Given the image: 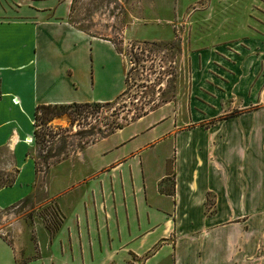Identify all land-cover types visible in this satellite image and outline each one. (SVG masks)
<instances>
[{
  "label": "crops",
  "instance_id": "crops-1",
  "mask_svg": "<svg viewBox=\"0 0 264 264\" xmlns=\"http://www.w3.org/2000/svg\"><path fill=\"white\" fill-rule=\"evenodd\" d=\"M70 11L71 0L0 5V173L14 175L0 186V209L39 187L28 143L38 105L110 103L126 88L122 54L70 23ZM259 26L264 4L234 30H189L198 46L186 100L163 103L45 170L44 196L56 199L62 220L55 229L33 223L25 244L1 229L0 264H264V107L221 115L257 101L247 66L256 53L239 47L242 59L228 72L199 66V54L207 59L233 38L264 53ZM98 48L123 60L121 86L97 71ZM212 70L230 76L238 94L229 83L217 89Z\"/></svg>",
  "mask_w": 264,
  "mask_h": 264
},
{
  "label": "rangeland",
  "instance_id": "rangeland-1",
  "mask_svg": "<svg viewBox=\"0 0 264 264\" xmlns=\"http://www.w3.org/2000/svg\"><path fill=\"white\" fill-rule=\"evenodd\" d=\"M10 1L0 0V5ZM255 4H264V0H71L70 23L94 36L114 41L121 52L128 76L126 93L107 104L71 105L49 120L43 112L39 113L34 119L33 156L40 184L33 198L0 209V230L4 228L7 233L4 238L10 241L8 236L17 234L21 242L28 243L30 225L42 227L44 224L41 219L44 212L50 203H56L55 198L44 196L41 179L45 170L73 155L78 148L114 131L117 124L128 123L137 109H155L166 102L186 100L192 78L190 54L198 46L190 39L189 30L201 33L217 27L221 31L234 30L236 24L251 16ZM263 29V26L257 27V31ZM233 39L228 43L219 42L207 59L199 54V66L218 67L228 72V68L242 59L243 53L237 50L243 48L248 53H256L251 59L247 58V66L256 71L251 88L252 91L257 89L258 103L224 108L221 115L264 107L263 50L260 51V47L253 50L247 42ZM203 47L202 51L208 49ZM98 50L95 54L97 71L104 78L111 75L114 84L121 86L123 60L104 48ZM210 73L219 80H215L220 84L215 86L217 89L225 92L223 87L229 83L238 94L239 85L231 83L227 79L230 76L213 70ZM209 77L200 76L207 81ZM246 82L241 81L243 100ZM249 94L250 90L246 95L249 97ZM13 176V173H0V186L10 185Z\"/></svg>",
  "mask_w": 264,
  "mask_h": 264
},
{
  "label": "trees",
  "instance_id": "trees-1",
  "mask_svg": "<svg viewBox=\"0 0 264 264\" xmlns=\"http://www.w3.org/2000/svg\"><path fill=\"white\" fill-rule=\"evenodd\" d=\"M110 40V39H109ZM112 41V40H111ZM113 43H114V41H112ZM114 46H115V43H114ZM115 48H116V50L119 52V53H121L118 49H117V47L115 46ZM127 82H128V76L126 75L125 76V83H126V86H127ZM126 93V88H125V90L118 96V98L120 97V96H122L123 94H125ZM111 103V102H110ZM99 104H107V103H83V104H70V105H38L37 107H36V110H35V118H38V115H39V113L40 112H43L45 115H46V120H49V119H51L53 116H55V115H60V114H62V113H64L65 112V110L69 107V106H71V105H77V106H89V105H93V106H97V105H99ZM150 110H153V109H148V110H145V109H137V110H135V112H133V116H130L129 117V121H133V120H135V119H137V118H139V117H141V116H143V115H145L148 111H150ZM50 114V117L48 116ZM127 120V119H126ZM128 121V122H129ZM123 127V124L122 123H120V124H117L116 125V127H115V130L116 129H118V128H122ZM35 132V131H34ZM111 132H113V131H111ZM110 132V133H111ZM108 134V133H107ZM106 135V134H105ZM105 135H103V136H105ZM102 136V137H103Z\"/></svg>",
  "mask_w": 264,
  "mask_h": 264
},
{
  "label": "built area",
  "instance_id": "built-area-1",
  "mask_svg": "<svg viewBox=\"0 0 264 264\" xmlns=\"http://www.w3.org/2000/svg\"><path fill=\"white\" fill-rule=\"evenodd\" d=\"M32 142L33 140L30 139L29 143ZM41 219L46 226L52 229L57 228L62 220V215L54 202L49 204Z\"/></svg>",
  "mask_w": 264,
  "mask_h": 264
},
{
  "label": "bare ground",
  "instance_id": "bare-ground-1",
  "mask_svg": "<svg viewBox=\"0 0 264 264\" xmlns=\"http://www.w3.org/2000/svg\"><path fill=\"white\" fill-rule=\"evenodd\" d=\"M29 143V142H28Z\"/></svg>",
  "mask_w": 264,
  "mask_h": 264
}]
</instances>
